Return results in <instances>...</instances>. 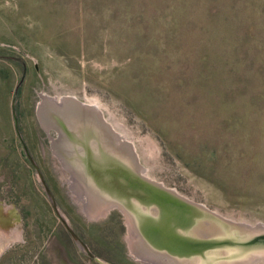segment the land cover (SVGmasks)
I'll return each mask as SVG.
<instances>
[{
	"label": "rangeland",
	"instance_id": "1",
	"mask_svg": "<svg viewBox=\"0 0 264 264\" xmlns=\"http://www.w3.org/2000/svg\"><path fill=\"white\" fill-rule=\"evenodd\" d=\"M68 107L94 123V141L127 150L140 177L264 229V0H0V208L21 216L0 229V264L81 256L63 247L21 140L61 211L113 264H166L136 236L101 230L109 203L69 168L45 119Z\"/></svg>",
	"mask_w": 264,
	"mask_h": 264
},
{
	"label": "water",
	"instance_id": "2",
	"mask_svg": "<svg viewBox=\"0 0 264 264\" xmlns=\"http://www.w3.org/2000/svg\"><path fill=\"white\" fill-rule=\"evenodd\" d=\"M14 118L17 132L21 137L15 109ZM99 148L104 150L101 145ZM25 151L39 171L45 189L59 213L53 194L26 146ZM100 156L101 160L95 154L93 162H90L88 174L92 176L93 181L106 183L105 186L108 188H110L108 183L112 181L113 183L110 182L113 184L112 190L120 188L124 192L126 189L127 191L132 190V192L126 191L127 197L157 208L149 210L152 213L158 212L164 220L162 224L154 227L155 231L151 233L152 240L157 245L168 248L169 252L176 256L201 258L217 264H264V229L232 223L202 205L187 201L175 192L139 177L135 166L125 165L122 161L112 157L109 150L101 152ZM121 181L128 185H124ZM137 189L138 192L135 191ZM170 221L179 222L170 225L168 223ZM20 222L21 216L15 209L5 211L2 207L0 208V229L2 231L9 232L15 224ZM188 227H193L194 230L189 232ZM68 229L78 245L89 252L86 244L71 227L68 226ZM177 229H187L188 234L180 235Z\"/></svg>",
	"mask_w": 264,
	"mask_h": 264
},
{
	"label": "flooded vegetation",
	"instance_id": "3",
	"mask_svg": "<svg viewBox=\"0 0 264 264\" xmlns=\"http://www.w3.org/2000/svg\"><path fill=\"white\" fill-rule=\"evenodd\" d=\"M67 109V113L69 115L65 116H62L55 111L48 110L45 119H47V125L50 127L51 130H59V135H57V138L54 139V141L52 140V143L56 150L59 151L65 157L69 168L72 171L79 172V176L82 178L83 183L88 188H95L96 191L100 194L99 196L105 199L107 203H109V206L106 207L108 209V212L106 213L105 222L103 223L101 230L108 233H112L116 230L118 231L119 237L125 234L136 236L138 242L134 245L135 248L141 249V251L153 253V255L155 253L156 257L160 259L161 262H165L166 264H217L216 262L204 260L201 258L192 259L176 256L170 253L168 248L157 245L153 242L151 233L153 234L155 231L154 227L158 226V224H162L164 220L162 219L161 215L158 214V212L152 213L149 211L152 209L156 210L157 208L155 206H147L142 204L141 202H137L136 199L127 197L125 193L132 192V190L127 191L126 189L127 192L122 191L121 188L117 190H112V181H110L112 183H108V185H110V188H108L105 186L106 183H99L95 180L93 181V179L91 180L87 178V176V179L82 177L83 172L85 173V175L88 174L90 169V162H93L95 158L94 150L92 149V147L90 148V146H94L98 142L90 138L91 136L87 133V130L91 129L94 123H92L91 127L89 128V123H87L86 121L87 118L80 116L79 109L72 107H68ZM97 138L100 137L98 136ZM21 141L23 143L24 149L26 146L29 150V147L25 144V142L23 140ZM33 166L35 167L34 164ZM45 182L49 187L50 185L48 184V181L46 179ZM121 183H123L124 185H128L122 181ZM159 186L163 187L161 185ZM135 191L138 192V189ZM52 194L56 203V207L59 210V213L56 211L51 198L50 200L54 211L60 219L62 225V227H60L61 229L59 230V236H63V247L66 248L69 254H72V251L70 249V243H68L67 240H70L78 247L79 253L81 254L79 258V264H113L114 262L109 258V256H107L103 251L97 249L94 245L90 244V242L70 221L69 217L61 211L59 207V198L54 193ZM178 222L175 223L173 221H170L168 223H170V225H174ZM68 226L71 227V229L77 234V236L86 244L91 254L85 249L81 248L80 245H78L71 231L68 229ZM188 228L189 232L194 230L193 227ZM188 230L177 229L176 231L180 233V235H187ZM61 232H64V234H62ZM108 246H116V244H108ZM71 258L75 257L71 255Z\"/></svg>",
	"mask_w": 264,
	"mask_h": 264
},
{
	"label": "bare ground",
	"instance_id": "4",
	"mask_svg": "<svg viewBox=\"0 0 264 264\" xmlns=\"http://www.w3.org/2000/svg\"><path fill=\"white\" fill-rule=\"evenodd\" d=\"M101 142H102V146H103V149H104L103 151L100 150L98 143L93 146L94 153L96 154V156H97L98 159L101 160V156H100L101 155V152H105L106 150H109L112 157H115L116 159L122 161L125 165H127L129 167H133V162L131 160L132 158H124V155L127 156V153H128L127 150H124V148L117 150V149L114 148V146H112L113 147L112 148L110 146L112 144L110 142L106 141V140L104 141V139ZM99 150L101 152H99ZM129 156L130 155L128 154V157Z\"/></svg>",
	"mask_w": 264,
	"mask_h": 264
}]
</instances>
